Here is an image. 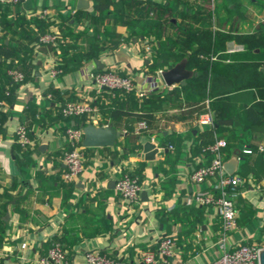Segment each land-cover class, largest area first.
I'll use <instances>...</instances> for the list:
<instances>
[{
    "label": "crops",
    "instance_id": "1",
    "mask_svg": "<svg viewBox=\"0 0 264 264\" xmlns=\"http://www.w3.org/2000/svg\"><path fill=\"white\" fill-rule=\"evenodd\" d=\"M95 1L110 3L107 12L96 11ZM115 1L124 2V11L114 9ZM88 2L86 8H78V0L0 3V40L26 47L0 68V87L6 94L11 92L9 100L0 99L4 118L0 264H21L46 254L55 236L68 250V264H86L89 250L102 251L123 264H142L144 249L155 247L166 234L176 242L173 263L209 264L220 254L221 218L218 210L197 204L195 195L213 190L217 179L195 183L191 173L211 161L213 154L206 147L218 139L228 142L223 149L225 162L236 157L235 174L246 178L236 197L238 227L229 232L226 242L231 248L240 244L264 248V127L243 131L239 125L219 128L199 123L198 117L211 109L208 101L192 112L188 104L172 106L182 100L180 85L167 86L159 72L163 68L154 64L158 58L172 67L187 59L178 56L175 38L184 24L199 26L206 20L213 29L253 32L264 23V0ZM155 6L164 8L167 17L151 21L149 9ZM258 30L264 35L263 26ZM43 33L57 35L60 54L38 49L37 39ZM234 44L229 43L227 51ZM85 52L92 57H84ZM63 57L70 58L68 68L51 77L50 70ZM9 63L25 73L23 83L11 81L9 67H4ZM108 69L133 75L138 88H148L150 80H157L160 88L143 97L98 88L89 71ZM171 91L174 99L167 100L163 92ZM66 101L90 103L97 113L63 118L59 110ZM117 108L152 109L155 128L135 134L139 121L133 116L114 117ZM84 120L112 125L122 135L113 146H83V171L75 181L66 182L65 130L82 128ZM20 124L32 139L27 148L15 142ZM146 143L155 144L157 150L145 148ZM247 148L252 152L243 153ZM127 172L138 175L142 186L136 203L123 200L115 190L116 180Z\"/></svg>",
    "mask_w": 264,
    "mask_h": 264
},
{
    "label": "built area",
    "instance_id": "2",
    "mask_svg": "<svg viewBox=\"0 0 264 264\" xmlns=\"http://www.w3.org/2000/svg\"><path fill=\"white\" fill-rule=\"evenodd\" d=\"M28 0H0L4 4H22ZM46 15V11L42 13ZM0 24V33H1ZM58 37L54 33H43L38 37L39 46L56 45ZM243 45L234 44L229 48V52L244 50ZM160 72V71H159ZM51 77H57L62 74L61 68L54 67L50 70ZM8 75L12 82L23 83L25 81L24 73L17 68H9ZM89 77L94 81L98 88H107L113 93L117 92H137L139 97L145 96L151 91L160 88L157 80H150V85L146 89L138 88L135 77L131 74H122L117 69H108L103 71H89ZM60 115L63 118H71L85 114L97 113V107L82 101H66L60 107ZM198 122L202 124H214L213 112L206 110L198 117ZM148 131L147 124L139 121L134 133L142 134ZM67 149L63 153V162L65 170L63 179L66 182L75 181L84 168L83 154V130L81 127L68 126L65 130ZM15 142L21 148H27L32 139L29 130L25 125L20 124L15 130ZM227 146L224 139H218L209 144L206 149L213 154L209 163L200 165L191 173V179L195 183H203L210 178L216 177L214 189L210 191H198L195 195V202L199 205L208 206L218 210L221 218V233L218 240L220 248L219 256L209 264H259V254L263 247L249 244H240L236 247H229L226 237L232 230L238 227L236 197L238 188L243 186L246 178L239 174H229L224 169L223 149ZM262 150V149H261ZM244 152L251 153L250 149H244ZM115 190L119 196L130 203H136L140 199L142 186L138 175L134 173H124L115 182ZM176 242L172 235H162L156 241L155 247H149L142 252V264H175L172 257L175 253ZM86 264H123L114 261L109 256L99 250H89L84 255ZM69 253L65 244L60 240H52L51 245L44 255L26 260L21 264H68Z\"/></svg>",
    "mask_w": 264,
    "mask_h": 264
},
{
    "label": "trees",
    "instance_id": "3",
    "mask_svg": "<svg viewBox=\"0 0 264 264\" xmlns=\"http://www.w3.org/2000/svg\"><path fill=\"white\" fill-rule=\"evenodd\" d=\"M109 4L107 1H95L94 9L107 12ZM112 5L116 11H124V2L115 1ZM163 9L157 6L150 7L149 10L153 12L151 21L167 17ZM262 26L264 27V23L259 24L253 32H239L233 29L221 31L213 29L210 21L201 20L199 26L184 24L182 28H178L175 35L180 46L177 51L178 56L180 58L187 56V68L193 70L194 75L187 80L186 85L180 86L178 91L181 93L182 100L172 106L182 108L188 104L192 112V108L194 111L199 110L208 101L213 112L214 124L219 128H232L239 125L243 131H251L264 127V71L261 70L264 67V35L258 30ZM231 42L243 45L245 49L229 52L227 46ZM58 45L59 39L52 50L57 55L60 54L57 51ZM25 49V46L5 44L0 40V68L3 67L5 60L18 57L25 52ZM92 55L93 53L85 52L83 56L89 58ZM26 59L25 56L24 60ZM69 59L63 57L56 61L55 66L64 72L68 68ZM154 64L163 69L171 67L159 61L158 58L155 59ZM4 67L22 71L13 63ZM24 76L26 79L25 73ZM163 94L167 100L174 99L173 91L163 92ZM10 97L11 92L6 94L0 87V99L9 100ZM164 106L165 104L161 105V107ZM112 115L114 117L133 116L138 121H144L149 130L155 128V114L150 108L134 111L117 108L112 111ZM3 119L0 113L1 124ZM83 123L88 124L85 120ZM250 150L252 152V149ZM56 239L61 241L56 236L52 240Z\"/></svg>",
    "mask_w": 264,
    "mask_h": 264
},
{
    "label": "water",
    "instance_id": "4",
    "mask_svg": "<svg viewBox=\"0 0 264 264\" xmlns=\"http://www.w3.org/2000/svg\"><path fill=\"white\" fill-rule=\"evenodd\" d=\"M88 0H78V8H86L88 6ZM42 52H50L53 49L52 45L39 46L38 48ZM41 65V61H38ZM264 71V67L261 68ZM160 75L167 86L180 85L184 86L187 80L194 75L193 70L187 68V59L183 58L169 69L160 70ZM107 89V88H106ZM83 139L82 144L84 147H104L113 146L118 137L122 134L112 125H96L94 123H88L82 125ZM154 146L157 150V146L153 143H146L145 148ZM238 160L233 157L229 161L224 163L225 172L229 174H235L237 172ZM112 186L114 181H112ZM145 196V193H142ZM259 264H264V248L259 254Z\"/></svg>",
    "mask_w": 264,
    "mask_h": 264
}]
</instances>
